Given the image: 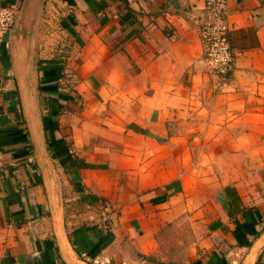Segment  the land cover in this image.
Instances as JSON below:
<instances>
[{"label": "crops", "instance_id": "obj_1", "mask_svg": "<svg viewBox=\"0 0 264 264\" xmlns=\"http://www.w3.org/2000/svg\"><path fill=\"white\" fill-rule=\"evenodd\" d=\"M22 1L0 0V8L21 7ZM127 5L128 15L121 0L45 4L32 93L46 124L52 167L40 168L23 117L11 33L0 42V264H75L81 257L113 264L122 248L134 264H264V185L261 201H248L234 187L217 189L205 204L194 193L184 201L186 185L157 174L162 167L150 161L165 155L145 152L158 144L152 136L168 139L170 125L196 113L211 114L218 128L247 130L239 137L242 144L254 131L262 141L264 0H228L235 71L227 78L210 76L198 64L205 0H128ZM57 20L69 38L62 43L53 30ZM207 123L196 127L212 128ZM114 139L126 145L123 153L113 152ZM72 160L79 169L70 167ZM123 173L134 176L125 188L133 194L131 205L113 195L122 191L114 177ZM71 193L75 201L93 195L95 208L114 199L121 208L116 229L102 224L109 213L102 206L96 228L79 231V221L94 220V214L67 215L64 198ZM174 204L194 210L187 219L195 238L169 257L164 253L169 238L160 230L177 217L170 210ZM196 220L206 227L205 237ZM134 222L147 226L143 234L128 227ZM126 241L137 245V253L130 254Z\"/></svg>", "mask_w": 264, "mask_h": 264}, {"label": "rangeland", "instance_id": "obj_2", "mask_svg": "<svg viewBox=\"0 0 264 264\" xmlns=\"http://www.w3.org/2000/svg\"><path fill=\"white\" fill-rule=\"evenodd\" d=\"M50 21V19H48ZM53 30L57 35L55 39L57 42H64L68 40L67 34L62 30L60 22L54 21ZM60 50V49H59ZM64 54L61 56H67L64 50L61 49ZM208 121V125L212 128H200L196 127V124L201 121ZM207 125V126H208ZM218 122L211 120V114H206L205 116L195 114L194 116L187 117L185 123L178 125H170L168 128V139H162L158 136H152L151 140L155 143L150 147H146L145 152L148 153L165 155L162 157H151L152 164L161 166V169L155 170L157 174H166L168 179L176 178L187 187V196L184 197L186 201L187 197L191 199L193 193L194 196L199 200L200 203L204 204L211 199L214 200V192L223 187H234L242 192L247 200H260L262 195L261 185H264V137L261 141L259 136L262 138V134L254 131L249 135V141L245 144L239 142V137L241 133L247 130H234L226 128H218ZM202 127V126H201ZM112 128V127H111ZM114 130V128H112ZM259 135V136H258ZM176 138L174 140H171ZM118 141L114 139L113 142V152L123 153L127 148L125 144H116ZM143 147V145L137 146ZM132 149L130 148L129 151ZM137 151V149H135ZM155 155V156H156ZM162 172H158L161 171ZM116 181H119V187H121L120 192L113 193L115 196H120L121 200L125 199L126 203L131 205V196L133 194L125 192L127 184L132 182L134 176L123 173L120 176L116 174L114 177ZM89 195L85 200L76 199V194H72L70 197L64 198V203L67 206L66 213L71 215L76 213L78 217H90V213L94 214V220L81 219L80 227L83 229L96 228L97 220L96 217L103 213L102 206L104 209H109V213L102 221L107 230L116 229L115 218L121 211V208L117 207L114 199H106L102 202V206L95 208V204L92 203V198ZM261 201V200H260ZM259 201V202H260ZM115 205V208L113 206ZM125 203V204H126ZM178 204V200L174 201ZM123 204L120 203V205ZM90 206V208H89ZM191 206V205H190ZM172 214L177 213V217L174 219L173 223L167 224L162 228L160 233H162L167 239L168 245L167 250L165 248L164 253L169 257H174L173 254H177L184 249L191 246V241L195 238V232H193V227L191 226V218L193 209H178L177 206L171 205ZM187 217H189L187 219ZM197 226L201 228V232L205 237L207 235V229L204 224H200L198 220L195 221ZM84 226V227H83ZM98 226V225H97ZM128 227L133 230V232L144 233L146 225H139L136 222L130 224ZM144 228V229H143ZM72 228H68L69 232ZM121 229V228H120ZM124 231H122V234ZM159 237V235H158ZM193 239H192V238ZM122 244V243H121ZM127 244V247L131 248L130 254L137 253V245H133L131 242H123V245ZM121 245V247H123ZM125 248L120 250L122 254L120 261L113 264H134L128 262L129 259L125 256ZM81 263L94 264V260H87L81 257L79 259ZM111 264V263H107ZM142 264V263H138Z\"/></svg>", "mask_w": 264, "mask_h": 264}, {"label": "water", "instance_id": "obj_3", "mask_svg": "<svg viewBox=\"0 0 264 264\" xmlns=\"http://www.w3.org/2000/svg\"><path fill=\"white\" fill-rule=\"evenodd\" d=\"M47 0H23L11 31V56L17 82L22 113L40 168L49 163L45 129L36 111L32 90L37 83L34 48L38 27ZM35 93V92H34ZM51 166V165H50ZM52 167V166H51Z\"/></svg>", "mask_w": 264, "mask_h": 264}, {"label": "built area", "instance_id": "obj_4", "mask_svg": "<svg viewBox=\"0 0 264 264\" xmlns=\"http://www.w3.org/2000/svg\"><path fill=\"white\" fill-rule=\"evenodd\" d=\"M19 10V4L0 8V42L10 35ZM229 35L228 0H205V20L199 29L203 54L198 64L210 76L227 78L235 71Z\"/></svg>", "mask_w": 264, "mask_h": 264}, {"label": "trees", "instance_id": "obj_5", "mask_svg": "<svg viewBox=\"0 0 264 264\" xmlns=\"http://www.w3.org/2000/svg\"><path fill=\"white\" fill-rule=\"evenodd\" d=\"M121 1H123L125 3V5H126V11H127V15H128L130 13V9L128 8V5H127V1L128 0H121ZM124 19H126V16L122 17V20H124ZM43 124H44L45 135H46V131L47 130H46V124H45L44 120H43ZM70 167L73 168V169H79L80 168L78 166V164L76 163V161H74V160L70 161ZM85 230L88 231V229H80L79 231H85ZM70 242L72 244V247H73L74 251L77 253L76 245L72 241H70Z\"/></svg>", "mask_w": 264, "mask_h": 264}, {"label": "bare ground", "instance_id": "obj_6", "mask_svg": "<svg viewBox=\"0 0 264 264\" xmlns=\"http://www.w3.org/2000/svg\"><path fill=\"white\" fill-rule=\"evenodd\" d=\"M75 264H82V263H75Z\"/></svg>", "mask_w": 264, "mask_h": 264}]
</instances>
